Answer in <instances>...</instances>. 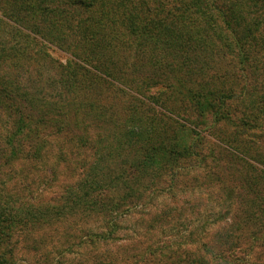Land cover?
Masks as SVG:
<instances>
[{"label":"rangeland","instance_id":"374dc122","mask_svg":"<svg viewBox=\"0 0 264 264\" xmlns=\"http://www.w3.org/2000/svg\"><path fill=\"white\" fill-rule=\"evenodd\" d=\"M28 23L42 28L37 20ZM1 33L0 204L5 210L17 208L21 217L36 218L15 219L4 228L0 225L2 234L11 235L6 252L15 264H219L212 251L229 252V264H235L236 258L243 260L239 264H264V215L260 222L248 221L246 215L253 213L250 190L262 180L259 169L264 171V163L252 172L240 161L264 158V110L256 104L250 107L249 97L252 87L259 91L258 99L264 95L263 55L253 58V67L245 74L238 71L232 56L211 59L218 72L228 74L216 89L231 87L236 95L227 101L228 118L222 121L202 113L188 95H182V101L175 95V103L167 106L161 101L168 96L166 89L144 92L143 115L178 138L182 149L193 146L195 156L177 161V171L170 176L139 185L141 190L147 188L140 192L141 199L122 204L119 187L120 191L91 198L111 201L114 208L88 213L78 209L80 200L75 196L81 198L79 190L90 181L92 169L99 167L107 173L104 167L110 166L116 170L122 158L111 162L114 145L105 135L111 130L106 119L94 110L83 113L77 108V101L91 105L96 90L83 87L71 92L64 84L68 70L80 63L81 48L51 43L45 47L48 56L41 61L38 41L32 39L29 45L37 53L30 58L36 60H28L27 54L20 58L9 48L23 34L7 28ZM66 63L71 67H59ZM195 81L198 88L199 78ZM170 82L176 84L174 79ZM128 98L113 104L121 108ZM107 101L103 92L102 102ZM161 106L174 112L166 117L164 113L169 112ZM118 111L117 107L103 110L107 116ZM19 113L33 120L32 127L40 122L38 135H25L23 127H16ZM190 129L196 133L192 135ZM99 172L95 180L102 181L105 174ZM210 173L219 174L221 182L201 178ZM258 191L263 195L264 186ZM119 204L124 207L119 209Z\"/></svg>","mask_w":264,"mask_h":264},{"label":"trees","instance_id":"16d2710c","mask_svg":"<svg viewBox=\"0 0 264 264\" xmlns=\"http://www.w3.org/2000/svg\"><path fill=\"white\" fill-rule=\"evenodd\" d=\"M0 10V34L5 28L10 33L15 30L23 34L9 47L20 58L27 54L28 60L35 59L30 58L31 54L37 53L29 45L32 39L38 41L41 61L48 56L45 47L51 43L75 44L81 48L80 63L75 62L72 70H68L70 75L64 84L71 92H80L83 87L96 90L91 105H80L77 101V108L83 113L94 110L99 113L96 116L102 115L106 119L111 130L105 135L114 145V150L110 148L111 162L122 158L116 170L110 166L104 167L107 173L99 167L92 169L88 175L90 181L86 180L79 190L81 198L75 196L80 200L76 204L78 209L88 213L112 209L111 201L92 199L101 197L104 192L119 190V187L122 189V204L141 199L140 192L144 193L147 188L141 190L137 188L139 185L164 175L170 176L177 171V161L195 156L193 146L184 145L182 149L178 138L164 132V126L156 124V120L150 121L143 115L144 92L153 88L166 89L168 96L161 100L166 105L175 103V95L180 96L181 101L182 95H188L196 106H200L202 113H207L215 121H222L228 118L225 113L227 103L236 95L231 87L216 89L228 74L219 70L220 75L211 59L232 56L237 59L238 71L245 74L253 67L250 66L253 58L263 55L260 61L264 68V0H0ZM27 20L41 22L42 28L30 25ZM59 67L67 69L71 65L59 64ZM43 68L44 65L38 69ZM144 68V76H139ZM196 78L201 83L198 88L195 87ZM171 79L175 80V85ZM227 81L230 83V79ZM103 92L107 93L110 103L102 102ZM249 93L250 107L256 104V108L264 110V95L258 99L256 87H252ZM132 94L139 95V98ZM128 95L131 99L128 98L121 108L113 104ZM72 105L76 108L75 103ZM106 107H117L119 111L107 116L103 112ZM161 108L169 112L164 113L165 116L174 112L164 106ZM32 124L30 117L18 114L16 127H23L25 135L35 137L40 122L35 123L37 126L32 127ZM169 127L168 124L167 130ZM190 132L196 133L192 129ZM249 160L247 163L240 159L246 162V170L252 172L264 163V158ZM99 171L105 174L102 181L95 180ZM212 174L201 178L220 183L219 174ZM259 174L263 181L250 190L253 213L251 210L249 214L253 216L247 213L248 221L254 218L260 222L259 218L264 215V192L262 195L258 191L260 185L264 186V171L259 169ZM122 204L116 207L123 208ZM5 209L0 204V225L3 228L7 223L10 226L15 219L25 222L36 219L31 214L19 216L14 207ZM10 240L11 235L0 232V264H15L12 255L6 252ZM211 254L215 262L229 264V252L212 251ZM241 261L236 258L233 262L239 264Z\"/></svg>","mask_w":264,"mask_h":264}]
</instances>
